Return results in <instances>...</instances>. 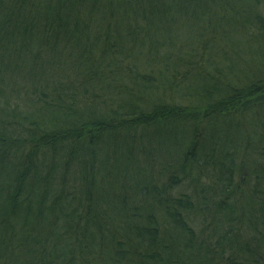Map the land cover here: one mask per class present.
Instances as JSON below:
<instances>
[{"label": "trees", "instance_id": "obj_1", "mask_svg": "<svg viewBox=\"0 0 264 264\" xmlns=\"http://www.w3.org/2000/svg\"><path fill=\"white\" fill-rule=\"evenodd\" d=\"M0 264H264V0H0Z\"/></svg>", "mask_w": 264, "mask_h": 264}, {"label": "rangeland", "instance_id": "obj_2", "mask_svg": "<svg viewBox=\"0 0 264 264\" xmlns=\"http://www.w3.org/2000/svg\"><path fill=\"white\" fill-rule=\"evenodd\" d=\"M252 140H255V136H253L252 138H251ZM138 159V158H137ZM153 157H150V158H148V157H146V160H148V161H151V164H149V165H152L153 164ZM138 161L140 162V164H139V166L141 167V168H143V167H145V168H148V169H150V166L145 162V160H143V157H140L139 159H138ZM191 193V190H189L188 192H187V194H189V195H191L190 194ZM196 215V214H195ZM191 220H192V218H191ZM208 222H210V223H208ZM191 225V227L193 228V230L197 233V234H200L201 233V228L200 227H197V223H196V227L194 226V224L193 223H191L190 224ZM204 232H203V234L201 235V238H202V242H206V243H209V242H213L215 239H216V237L214 238V234H213V232H212V225H211V221L210 220H208L205 224H204Z\"/></svg>", "mask_w": 264, "mask_h": 264}]
</instances>
